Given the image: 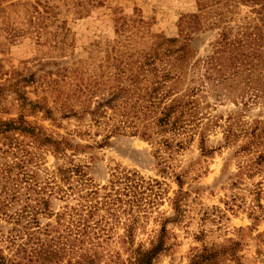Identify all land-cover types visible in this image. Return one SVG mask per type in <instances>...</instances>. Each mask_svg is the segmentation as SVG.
Returning a JSON list of instances; mask_svg holds the SVG:
<instances>
[{"label": "rangeland", "instance_id": "obj_1", "mask_svg": "<svg viewBox=\"0 0 264 264\" xmlns=\"http://www.w3.org/2000/svg\"><path fill=\"white\" fill-rule=\"evenodd\" d=\"M261 5L0 0V264H264Z\"/></svg>", "mask_w": 264, "mask_h": 264}, {"label": "trees", "instance_id": "obj_2", "mask_svg": "<svg viewBox=\"0 0 264 264\" xmlns=\"http://www.w3.org/2000/svg\"><path fill=\"white\" fill-rule=\"evenodd\" d=\"M255 2H257V1H259L260 3H262V5H261V8H260V11H261V9H264V0H254ZM223 45V48L221 49H219V50H222V51H225V48L227 47V46H236V44H222ZM238 47H250L251 46V44H238L237 45ZM219 52V51H218ZM173 112V109H170V111H168V112H166V113H164V116L165 117H161L160 118V120H163V119H165V118H167L171 113ZM133 188V186H131V188L130 189H132ZM162 245H163V243H159V244H157L156 246H155V249H156V251L158 252L159 250H161L162 249ZM146 255L148 256V258H149V253H146ZM145 255V256H146ZM203 256H205V255H203V254H201L199 257L200 258H202ZM201 261H202V259H201Z\"/></svg>", "mask_w": 264, "mask_h": 264}]
</instances>
